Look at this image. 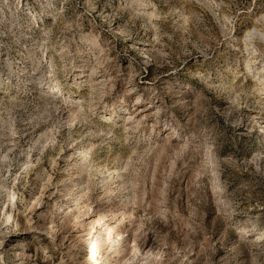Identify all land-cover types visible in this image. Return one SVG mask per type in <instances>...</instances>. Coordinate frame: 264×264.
Wrapping results in <instances>:
<instances>
[{"label":"rangeland","instance_id":"374dc122","mask_svg":"<svg viewBox=\"0 0 264 264\" xmlns=\"http://www.w3.org/2000/svg\"><path fill=\"white\" fill-rule=\"evenodd\" d=\"M0 264H264V0H0Z\"/></svg>","mask_w":264,"mask_h":264}]
</instances>
